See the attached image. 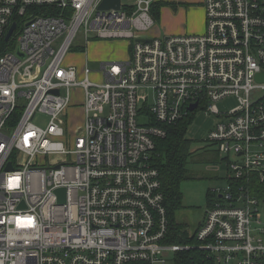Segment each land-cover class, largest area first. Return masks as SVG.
<instances>
[{"label":"built area","instance_id":"1","mask_svg":"<svg viewBox=\"0 0 264 264\" xmlns=\"http://www.w3.org/2000/svg\"><path fill=\"white\" fill-rule=\"evenodd\" d=\"M159 1L0 0V264H174L190 246L171 242L150 160L166 127L197 110L216 117L208 140L227 186L187 237L214 264H264L249 189L264 183V0H203L202 34L164 37L150 35ZM78 36L125 41L128 58L96 72L85 62L80 78L65 64ZM228 96L238 105L221 113Z\"/></svg>","mask_w":264,"mask_h":264},{"label":"rangeland","instance_id":"2","mask_svg":"<svg viewBox=\"0 0 264 264\" xmlns=\"http://www.w3.org/2000/svg\"><path fill=\"white\" fill-rule=\"evenodd\" d=\"M158 3L154 10L156 21L154 27L162 29L167 25L176 28V35L189 34L191 28L205 27V14L201 6L202 0H172ZM127 2V0H123ZM172 2H176L172 4ZM203 11V13H202ZM204 19V22H203ZM172 31V30H171ZM171 33V32H170ZM73 48L65 57V64H73L78 69L79 77L82 78L81 69L86 65L90 71H98L101 62L125 60L128 57L127 43L121 40L108 41L103 39L92 40L85 45V36L77 37ZM84 48L85 50L80 49ZM100 75L92 74L90 79H99ZM81 93L74 92L72 106L68 108L69 119L72 120L73 128L81 125L79 117ZM238 105L235 96H228L217 102V109L221 113L229 112ZM44 118H38L37 123L42 124ZM143 118L139 121L142 122ZM216 117L208 116L203 111L197 110L191 114L190 123L186 128V138L190 141L187 160V169L190 179L182 181L180 192L182 193V205L184 208L175 214V223L181 225L187 235L192 236L197 230L198 224L203 220L209 204L206 198L207 191H223L227 186V162L225 156L217 152L216 145L208 140V134L212 129ZM54 160V159H50ZM259 213L264 223V198H259ZM170 264V263H169Z\"/></svg>","mask_w":264,"mask_h":264},{"label":"trees","instance_id":"3","mask_svg":"<svg viewBox=\"0 0 264 264\" xmlns=\"http://www.w3.org/2000/svg\"><path fill=\"white\" fill-rule=\"evenodd\" d=\"M190 119L191 115H188L175 125L166 127V136L156 140L155 152L150 161L160 175L170 222L171 242L190 246V249L175 255L174 264H214L212 260L206 258L201 250L194 247V239L187 237V233L182 230L181 225L175 223V214L184 208L182 193L179 189L180 184L191 178L187 169V160L191 155L188 150L190 141L186 138V128ZM249 189L254 196L264 198V183L252 182ZM206 198L208 204L213 202L215 198L213 190L207 191Z\"/></svg>","mask_w":264,"mask_h":264},{"label":"water","instance_id":"4","mask_svg":"<svg viewBox=\"0 0 264 264\" xmlns=\"http://www.w3.org/2000/svg\"><path fill=\"white\" fill-rule=\"evenodd\" d=\"M111 9L118 11L119 0H103L101 5L99 6V11H107V10H111ZM14 29H15V25L13 24L11 26L5 40H8V38L10 37V35ZM139 41L149 42V40H139ZM256 80H257V82H264V73L257 75ZM195 107H196V104L192 105L189 108V111H193L195 109ZM8 169H10V168L8 167ZM56 194L59 197V204H63L65 201V190L64 189H58V190H56Z\"/></svg>","mask_w":264,"mask_h":264},{"label":"crops","instance_id":"5","mask_svg":"<svg viewBox=\"0 0 264 264\" xmlns=\"http://www.w3.org/2000/svg\"><path fill=\"white\" fill-rule=\"evenodd\" d=\"M168 2H171L172 0H167ZM177 1V0H175ZM161 2H164L163 0H160L159 3ZM176 2H172V4H175ZM201 6L203 7V0L201 1ZM203 13V11H202ZM160 18V14H158L157 16V20H159ZM156 20V21H157ZM203 22H204V19H203ZM172 30V31H171ZM171 32V33H170ZM175 32H177L176 28H171L170 26H166V27H163L161 30L154 27L151 32H150V35L151 36H160V37H164V36H168V35H176ZM204 32V27L203 28H191L190 29V32L189 34H194V35H200ZM128 51V50H127ZM128 53V52H127ZM129 55V54H128ZM128 58V57H127ZM121 58H117L118 61H123V60H120ZM126 60V59H125ZM85 62H87V59L84 60ZM105 62H110V61H105ZM104 62V63H105ZM103 63V62H101ZM68 65H73V64H70V63H67ZM74 66V65H73ZM76 67V66H75ZM211 204H209L210 206Z\"/></svg>","mask_w":264,"mask_h":264},{"label":"clouds","instance_id":"6","mask_svg":"<svg viewBox=\"0 0 264 264\" xmlns=\"http://www.w3.org/2000/svg\"><path fill=\"white\" fill-rule=\"evenodd\" d=\"M15 183H16L15 181H10V185L9 186H15ZM21 223L26 224V223H30V221H23Z\"/></svg>","mask_w":264,"mask_h":264}]
</instances>
